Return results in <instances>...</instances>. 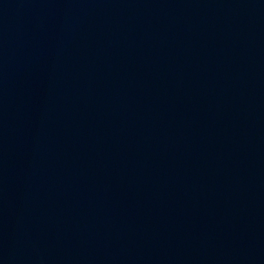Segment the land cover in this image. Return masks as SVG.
Segmentation results:
<instances>
[{"label":"water","instance_id":"1","mask_svg":"<svg viewBox=\"0 0 264 264\" xmlns=\"http://www.w3.org/2000/svg\"><path fill=\"white\" fill-rule=\"evenodd\" d=\"M0 264H264V0H0Z\"/></svg>","mask_w":264,"mask_h":264}]
</instances>
